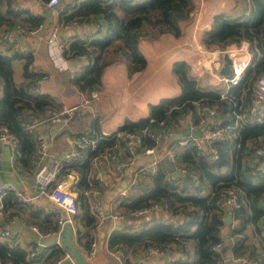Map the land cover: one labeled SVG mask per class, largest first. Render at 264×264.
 <instances>
[{
	"label": "trees",
	"instance_id": "trees-1",
	"mask_svg": "<svg viewBox=\"0 0 264 264\" xmlns=\"http://www.w3.org/2000/svg\"><path fill=\"white\" fill-rule=\"evenodd\" d=\"M233 1L229 10L211 16L209 28L203 32L201 41L205 45L246 41L251 59L237 83L216 87L209 82L199 86L197 78L189 71V64L173 60L171 71L180 92L148 104L146 117L125 119L112 133L99 135L93 151H87L89 153L86 152L80 163L68 165L81 173L75 192L76 210L71 221L75 244L82 253L89 249L93 239L91 231L95 228L83 192L87 188L84 174L87 155L100 145L112 146L115 139H123V136L116 135L119 131L139 134V144L134 147L136 151L153 145L152 139L141 132L143 128L167 138L185 125L199 127L203 117L197 112L201 105L213 107L214 116L210 118L231 123L233 112L242 110L251 99L256 77L264 74V0ZM192 8V0H70L61 4L57 12L58 22L96 24L91 35L84 39L74 36L61 47L62 56L68 60L86 59V63L74 70L70 85L90 97L98 90L99 73L110 58L123 61L128 73L141 69L145 60L137 44L138 38L144 35L156 38L163 32L178 36V22L186 18ZM41 21L42 16L28 12L20 0H0V128H4L15 141L12 164L19 170L36 169V142L26 124L31 117H42L57 108L48 95L34 91L43 74L31 67V55L14 48L11 42L3 39L2 33L15 27L32 29ZM222 47L223 44L219 48ZM15 59L21 61L17 81L13 78L11 65ZM185 138L186 142L174 153L172 167L194 174L195 186L189 175L183 172L180 173L181 182L176 183L180 176H173L171 168L162 169L158 164L154 173L147 174L149 186L131 201L118 204L122 213H128L155 203L168 214L183 216L181 222L175 225L154 223L134 231L113 229L106 238L107 247L111 251L119 249L123 264L130 263V256L143 255L149 246L158 252L177 254L168 264H220L224 255L214 246L216 243L222 245L221 227L223 218L228 217L237 221L231 233L242 236L234 239L229 247L232 255L259 257L264 264V243L258 239L254 241L249 228L250 223L263 213L264 172L255 169L258 159L253 153L255 148L264 146V119L241 123L232 128L228 136L202 143L200 147H196L191 137ZM209 146L216 150L214 159ZM203 186L207 189L200 193ZM229 189L234 192L237 207L219 205ZM23 207L29 206L17 201L11 192L2 195L0 211L7 212V218L20 217ZM28 213L39 218L31 221L39 233L58 231L51 213L32 207ZM241 239H249V242L243 245L239 243ZM12 242L0 240V264H47L65 252L55 243L32 250ZM31 250L33 253L29 255Z\"/></svg>",
	"mask_w": 264,
	"mask_h": 264
},
{
	"label": "crops",
	"instance_id": "crops-1",
	"mask_svg": "<svg viewBox=\"0 0 264 264\" xmlns=\"http://www.w3.org/2000/svg\"><path fill=\"white\" fill-rule=\"evenodd\" d=\"M192 2V11L186 18L178 22L180 31L178 36H173L167 32L161 33L156 38L146 35L140 36L137 44L145 60L144 66L139 70L128 73L123 61L117 58L108 59L99 73V88L89 97L77 91L70 84L64 83L65 73L73 74L80 64L86 63V59L84 57H78L73 60L67 59L66 71H59L47 54L46 37L51 26L58 22L57 12L61 5H55L47 9L43 6L42 0H20L21 6L27 8L28 12L42 16L41 26L36 32L18 34L14 38V45L23 48L25 52L31 55V67L43 74V77L36 82L34 91L48 95L53 102L54 108L62 106L70 108L68 120L60 123L61 125L57 129L53 126L55 123H48L40 127L45 143V155L43 157L37 155L35 168L38 163L45 162L51 156L68 149V140L75 135L82 132L107 135L117 129L125 119L135 120L140 117H146L148 104H155L163 97L177 95L180 92V87L171 71L173 60H182L189 64L190 73L197 80H200L199 82L197 81L199 86H205V84L209 83L208 80L204 83L201 81V69L189 57L192 54L194 45L201 42L203 32L208 30L211 16L218 11L229 10L233 6L234 1L192 0ZM95 29V23L88 26L73 24L67 28L59 29L57 41L59 43L68 41L74 36L78 38L83 36L84 39L86 35H91ZM232 44L236 45L235 43ZM17 61H11L13 78L16 81L20 79L21 72V61ZM212 84L215 85L214 83ZM219 86L221 87V85ZM205 121L213 123L218 120L207 117ZM65 129L68 130L67 133L64 132ZM169 143L167 138L162 136L152 153H144L141 149L135 151V148L130 152L128 147L126 148L124 140L117 138L112 146L100 145L93 153L87 155L84 161L87 168L84 173L87 188L83 192L87 200L89 190L95 189L104 213L107 215V218L91 231L93 233L94 254L87 259L90 264H115L116 260L106 245V238L113 229L134 231L154 223L175 225L183 219L181 215L168 214L162 209H156L137 217L125 216L117 221L109 218L111 213L123 212L118 206L121 201L125 203L131 201L149 186L147 174L151 173L141 171L140 168L143 165L156 160V169L159 164L162 169L168 167L171 168V173L174 172L173 167L168 166L169 160L165 154ZM7 150L9 152V165L0 164V182H7L14 188L24 190L25 194L32 198V202L26 203L29 207L21 209L20 217L11 216L7 218V212L0 211V229L7 227L10 233L8 238L0 237V240H12V243L32 250L55 243L56 239H58V231L39 233L31 229V224H33L31 221L34 219L39 220V218L29 215V208L32 207L48 212L43 209H47L50 206V201L46 195L37 194L33 183L34 171L27 168L24 170L14 169L11 176L7 175V172L14 168L12 164L14 154L9 147H7ZM120 164V171L115 174V167ZM62 172L60 176L63 179L74 182L76 192L81 173L74 166L64 167ZM98 173L106 176L104 185L100 184L96 179L95 176ZM176 176H180V179L176 180V183H180L182 175L179 173ZM203 187L200 193H204L207 189L205 186ZM122 191H125L126 194L121 195ZM261 207L263 210L262 215L256 218L253 223H250L249 228L253 233L252 239L254 241L258 239L264 243V203L261 204ZM174 216L182 219L179 220L178 218L174 222ZM28 221L31 223H28ZM120 221H124V223L120 224ZM236 223V220L228 218L221 227L223 240L222 245L218 249L222 251L224 256L223 262L220 264H238L233 260V255L229 249L234 239L242 237L231 233V228ZM69 225L70 238L75 244L72 222ZM248 242L249 239H241L239 243L245 245ZM75 246L77 247L76 244ZM173 255L177 254L159 253L146 256L143 254L138 257L136 255L130 256L129 264L135 259L138 260V264H168ZM60 264L70 263L64 259Z\"/></svg>",
	"mask_w": 264,
	"mask_h": 264
},
{
	"label": "built area",
	"instance_id": "built-area-1",
	"mask_svg": "<svg viewBox=\"0 0 264 264\" xmlns=\"http://www.w3.org/2000/svg\"><path fill=\"white\" fill-rule=\"evenodd\" d=\"M70 0H44L42 1L43 6L47 9L54 7L55 5H61ZM32 13V12H31ZM73 25L69 22H57L54 23L46 37V47L47 54L52 61L53 65L59 71H66V58H64L61 54L62 45L67 42L63 41L59 43L57 41V33L61 28H67ZM41 24L32 29H23L22 27H15L12 29H7L2 33V37L5 41L11 42L18 51L25 52V50L21 47H17L14 45V38L17 36V33L23 34H32L36 32L40 28ZM83 39V36L79 37ZM234 46V47H233ZM233 48H236V53L232 55V60L229 61L227 73L223 74L219 78L222 79L221 86L227 87L231 84L237 83L246 66L249 64L251 59V53L247 48L246 41H240L236 45H232ZM239 50H241L239 52ZM239 53V54H238ZM64 83H69V80L72 76L71 73H65ZM222 96V94H220ZM262 107V108H261ZM198 115L203 117L201 122L203 125L202 131L198 138L192 137L191 135H186L176 140L174 144L168 145L165 150V154L172 164L174 160V153L176 149L183 145L186 142L185 137H191L193 143L196 147H200L202 143H209L213 140H220L225 136H228V132L232 130V128L239 126L244 122H258L264 119V74H259L253 84V94L251 99H249L246 106L241 110L233 112V120L231 123H220L219 121L208 123L204 119L210 116H214L213 107H209L207 105H201L198 108ZM70 114L69 107H59L56 110H52L48 112L43 117H31L28 123L26 124V129L32 134L35 142H36V151L40 157L45 155V143L43 141L42 134L40 132V127L46 125L48 123H64L68 120ZM190 128H196L194 126H189ZM143 134H147L153 142L152 146L146 147L142 150L144 153H152L154 147L159 143L161 136L159 133H153L146 128L141 129ZM116 135L123 136L124 142L128 147L130 152L133 151L134 147L139 144V134L129 131H119ZM99 139V135L90 134L87 132H82L68 140V149L61 151L57 155L51 156L47 161L38 163L36 170L33 174V183L36 188L37 194L46 195L50 201V206L47 209H43L45 211L50 212L55 220V223L58 227V231L63 223L67 222L71 224L72 215L75 213L76 204H75V184L74 182L63 179L60 176L61 170L63 167L70 165L71 163H80L85 157L87 151H93ZM5 144L6 147H9L13 154L15 151V141L13 137L7 133L4 128H0V145ZM209 150L211 152V156L214 159L216 157V150L214 147L209 146ZM253 157L258 159L255 169L264 172V146H259L255 148ZM157 161L152 160L150 163L143 165L140 169L146 173H154L156 171ZM120 165L115 167V174H118L120 171ZM14 169H19L14 166L12 170L7 172L8 176L13 174L12 171ZM184 174H188L192 184L195 186L197 184L196 176L190 172L179 171ZM96 179L100 182V184H105L106 176L101 174H96ZM5 192H11L17 201L23 203H31L32 198L29 195H26L24 190L14 188L11 184L0 182V206H1V197ZM126 192L122 191L121 195H125ZM88 207L90 213L92 214L95 222V227L99 226L107 215H105L101 201L97 196L95 189H90L87 195ZM219 205L224 206H233L237 207L238 203L235 200V195L232 189L227 190L226 196L223 197L219 201ZM156 209H160L157 204L151 203L142 207L135 208L128 213H111L109 214V218L111 220L117 221L119 219L124 218L125 216H141L152 212ZM32 230L39 232L35 226H31ZM10 236L9 229L4 227L0 229V237L7 238ZM55 243L59 246V241L56 239ZM220 247V243H216L214 248L218 249ZM116 262L115 264H123L122 253L119 249H114L111 251ZM32 250L28 253L31 255ZM166 254L162 252H158L155 247L149 246L146 251H144V255L148 254ZM94 254V242L91 241L89 244V249L84 253L85 258H90ZM68 260L70 264H75L74 260L70 258V256L65 252L64 255L52 262L47 264H60L62 260ZM233 260L238 264H261V259L259 257H251L245 258L240 255L233 256ZM131 264H138V260L135 259L131 262Z\"/></svg>",
	"mask_w": 264,
	"mask_h": 264
},
{
	"label": "rangeland",
	"instance_id": "rangeland-1",
	"mask_svg": "<svg viewBox=\"0 0 264 264\" xmlns=\"http://www.w3.org/2000/svg\"><path fill=\"white\" fill-rule=\"evenodd\" d=\"M232 43L233 42H229L228 44L218 43L205 45L201 41L200 43L194 45L192 54L189 58L193 59L199 69H201L200 79L203 83L208 80L209 82L214 83L216 87L221 85L222 79L219 77L227 73L229 61L232 60V55L236 53V48H233L234 46L232 47V45H234ZM222 44L223 47L220 51H218L217 48L221 47ZM240 51L241 50H239V52ZM13 61L15 62L17 60ZM197 81L199 82L200 80Z\"/></svg>",
	"mask_w": 264,
	"mask_h": 264
},
{
	"label": "water",
	"instance_id": "water-1",
	"mask_svg": "<svg viewBox=\"0 0 264 264\" xmlns=\"http://www.w3.org/2000/svg\"><path fill=\"white\" fill-rule=\"evenodd\" d=\"M74 64V62H72ZM61 124L55 123L53 126L55 129H57ZM203 125H200L197 128H190L188 125L183 126L179 131H176L172 134H170L167 137V140L169 142H172L174 140H178L181 137H184L186 135H191L192 137L198 138L200 136V133L202 131ZM64 132H68L67 129L64 130ZM0 164L1 165H9V152L7 150V147L5 144H2L0 147ZM169 167H172L171 163L168 164ZM180 172L178 170H174L172 175L176 176ZM181 220L182 218L178 216L173 217V221L176 222L177 219ZM228 217H224L223 221L227 220ZM124 221H120V224H123ZM58 241L59 246L74 260L75 264H90L87 258L84 257L83 253L75 246V244L72 242L70 238V225L69 223L65 222L60 227L58 231Z\"/></svg>",
	"mask_w": 264,
	"mask_h": 264
},
{
	"label": "bare ground",
	"instance_id": "bare-ground-1",
	"mask_svg": "<svg viewBox=\"0 0 264 264\" xmlns=\"http://www.w3.org/2000/svg\"><path fill=\"white\" fill-rule=\"evenodd\" d=\"M217 50H218V51H220V50H221V48H217ZM218 51H217V52H218ZM214 55H215V54H214ZM203 57H204V56H203ZM207 57H208V56H207ZM207 64H208V63H207Z\"/></svg>",
	"mask_w": 264,
	"mask_h": 264
}]
</instances>
